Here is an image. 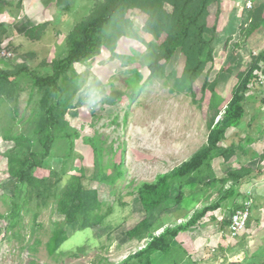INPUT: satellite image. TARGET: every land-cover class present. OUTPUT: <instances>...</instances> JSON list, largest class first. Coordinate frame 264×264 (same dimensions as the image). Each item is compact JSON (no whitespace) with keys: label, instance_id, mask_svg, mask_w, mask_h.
<instances>
[{"label":"rangeland","instance_id":"1","mask_svg":"<svg viewBox=\"0 0 264 264\" xmlns=\"http://www.w3.org/2000/svg\"><path fill=\"white\" fill-rule=\"evenodd\" d=\"M250 1L253 8L249 7ZM61 2L62 11L34 4L32 13L42 26H48L39 41L28 40L24 33L16 37L10 29L13 18L21 12L22 0H8L3 5L8 12L0 13V71L21 73L14 81L0 78V214L6 217L0 220V264H122L148 246V240L132 241L128 236V231L146 218L151 221V232L157 234L169 227L190 229L198 213H204L208 207L199 209L192 217L189 214L186 221L182 220L184 223L179 221L178 213L186 214L185 209L194 208L190 197L197 190L219 189V201L226 202V185L220 180L217 185L205 187L217 175L226 174L221 158L213 161L209 169L205 166L206 181L199 179L202 183L198 186L183 188L182 202L177 200L181 191L178 182L164 206L146 213L137 188L143 182L155 183L160 175L172 172L207 145L210 107L216 105L224 111L256 58L264 52V46L260 47L264 30L246 36L251 29L246 24L251 20L257 24L264 18V0H223L202 17L207 42L196 40L200 46L196 60L205 62L214 49V61L195 80L183 79L191 56L181 48L170 63L162 61L167 67L166 77L152 78L151 65L160 56V47L168 35L153 26L161 5L136 0L124 7L125 12L109 20L101 55L76 64L68 75L59 78L60 94L43 98L28 76L54 77L57 66L68 57L71 33L97 14H106L109 5L106 0ZM165 7L170 13L174 10L172 6ZM22 68L29 71L22 74ZM263 69L264 63L243 95L244 119L237 128L229 130L223 143L226 149L236 152L228 162H249L243 147L255 138H264V86L259 84ZM50 104L56 106L61 129L50 166L63 170L67 177L90 178L94 172L104 179H95L91 184L101 204L99 217L104 216V227L93 228L85 208L76 210L71 222L58 217L50 206L40 213L37 223L34 214L25 210L19 218L9 216L13 187L8 181L6 154L14 143L7 139L15 140V136L35 129L38 119L45 117L44 108ZM63 157L69 160L63 162ZM49 172L43 170L40 175ZM208 197L210 201L215 199L212 193ZM61 220L70 238L52 256L47 243ZM180 235L181 232L173 243L176 249L182 242Z\"/></svg>","mask_w":264,"mask_h":264},{"label":"trees","instance_id":"2","mask_svg":"<svg viewBox=\"0 0 264 264\" xmlns=\"http://www.w3.org/2000/svg\"><path fill=\"white\" fill-rule=\"evenodd\" d=\"M61 1L58 0V9L62 8ZM71 1L74 4L77 3L76 0ZM80 1L83 2L84 0ZM106 1L107 3L109 2V5L106 6L108 8L106 14L100 13L85 21L68 37L70 45L68 57L62 64L57 66L54 77L39 78L28 76L33 81L34 89H38L43 98H49L50 96L54 98L55 94H60L59 78L68 75L76 64L87 63L101 55L105 47V35L111 23L109 20L112 17L114 18L117 13L122 14L121 11L125 12L124 7H129L136 0ZM145 1L148 5L151 1L161 5V10L157 14L153 26L156 27L158 32H166L168 35L166 42L160 47V56L151 65L152 78L166 77L165 70L167 67L165 64L162 65V61H165L166 64L170 63L177 51L183 48L191 56L183 79L192 78L195 80L202 73L203 68L214 61L215 54V50L212 49L213 55L211 58H208L205 62L196 60L199 57L200 50L196 40L201 39L200 41L207 42L206 23L202 17L211 6L216 3H222L223 0ZM165 5L172 6L173 12L170 13ZM250 22L246 24L248 29L251 28L249 32H246V36L250 37L260 30H264V18L258 21L257 24L252 20ZM46 27L48 26L41 25L37 28H30L26 31L25 37L30 41H39ZM195 31L197 32L196 35L194 34ZM263 63L264 54H260L256 58L255 65L251 71L242 79L241 85L236 88L233 100L223 112L216 105L210 107V112L212 113L208 124L210 133L205 147L172 172L160 175L155 183L143 182L137 188L139 199L146 213H151L164 206L172 197V188L178 182L181 184V191L177 200L182 202L184 200L182 190L185 186H198V183H202L200 180L206 181L205 177H203L205 166L209 169L213 161L219 158H225L228 161L232 156L236 155V152L234 154L232 150L226 149L223 143L229 130L237 128L244 119L246 110L243 105L245 101L243 95L247 93V88L250 86L254 73L257 72ZM28 71L27 68L21 69L22 74ZM0 72V78L6 81L11 79L14 81L15 78H20L19 76L21 75L20 72L15 74L6 73V71ZM262 103V106H264V100ZM44 109L45 117L38 119V122L41 121L39 126L37 122L35 129H31L26 135L15 136V140H11V137L7 139L14 143L12 149L6 154L8 181L13 187L10 218H19L21 211L25 210L26 213L32 212L34 214V221L37 223L40 213L50 206L53 207L58 217L68 219V222H71L75 219V211L79 208H85L90 213L93 228L104 227L101 221L104 216L99 217L101 204L97 200L96 190L91 185L95 179L103 182L104 179H100L99 175L94 172L90 178L87 175L67 177L63 170L59 171L50 166L52 150L56 144V139H58L57 132L61 129L55 113L56 106L50 104ZM219 118L222 119L218 121ZM234 148L236 149V147ZM60 160L64 162L69 160V157H63ZM43 170H49V175L41 176L40 172ZM238 175L237 172L230 173L232 177ZM86 180H88L87 185H85ZM219 183L221 182L218 180H211L206 183L205 187ZM232 191L235 193L237 190L235 188ZM205 210L204 213H198L194 219L195 222L199 223L205 217V213L211 210V207ZM3 219H6V217L0 214V220ZM151 226L150 219L146 218L128 231L130 240H139L140 242L148 240L147 242L149 243L145 249H141L129 256L122 264H179L178 250H176L173 243L182 230H175L169 227L164 233L157 234L151 232ZM230 226L231 223H228V227ZM69 238L66 224L62 220L58 221L47 243L48 253L52 256L56 255Z\"/></svg>","mask_w":264,"mask_h":264},{"label":"crops","instance_id":"3","mask_svg":"<svg viewBox=\"0 0 264 264\" xmlns=\"http://www.w3.org/2000/svg\"><path fill=\"white\" fill-rule=\"evenodd\" d=\"M8 0H0V13L8 12L3 7ZM75 4H82V1L76 0ZM11 4L13 2H10ZM40 4L43 9H56L58 0H22V9L11 22L10 29L15 36L20 33H26L28 29L41 26L38 16L34 15V4ZM79 6V5H78ZM23 34V35H24ZM261 44V42H259ZM264 43L260 46L263 48ZM264 54V52H262ZM264 107V106H263ZM243 144V143H242ZM237 146L236 144H234ZM264 138L253 139L246 147H243L248 161L245 164L236 159V161H227L223 159L226 174L217 175L213 180H220L226 185L224 196L225 201H219L221 198L220 190L208 191L207 189L197 190L190 197L192 208L186 214L178 213L179 221L187 220L189 214L191 217L205 207H211V210L199 223L194 221V226L190 229L183 228L179 240L181 245L177 247L179 264H260L264 263ZM238 147V146H237ZM258 147V148H257ZM231 162V164H230ZM231 166V168H229ZM237 172L239 175L230 176V173ZM225 173V172H224ZM211 181V180H210ZM219 181V182H220ZM236 188V192L232 190ZM209 192V193H208ZM213 194L215 199L208 200V194ZM230 193V194H229ZM223 196V197H224ZM251 202V218L247 231L234 238L231 232L232 218L240 210H244L246 204ZM207 203V204H206ZM199 207V208H198ZM186 242V243H184Z\"/></svg>","mask_w":264,"mask_h":264},{"label":"built area","instance_id":"4","mask_svg":"<svg viewBox=\"0 0 264 264\" xmlns=\"http://www.w3.org/2000/svg\"><path fill=\"white\" fill-rule=\"evenodd\" d=\"M250 8H253V1H250ZM264 71V69L262 70ZM259 84L264 86V72L259 75ZM251 218V202L246 205L244 210L236 212L232 218L231 232L234 238H238L247 231Z\"/></svg>","mask_w":264,"mask_h":264},{"label":"clouds","instance_id":"5","mask_svg":"<svg viewBox=\"0 0 264 264\" xmlns=\"http://www.w3.org/2000/svg\"><path fill=\"white\" fill-rule=\"evenodd\" d=\"M247 204H248V203H247ZM247 204H246V205H247ZM245 208H246V207H245ZM245 208H244V209H245Z\"/></svg>","mask_w":264,"mask_h":264}]
</instances>
